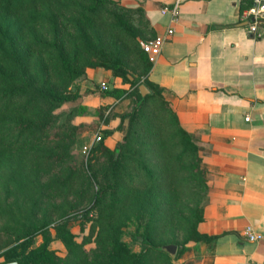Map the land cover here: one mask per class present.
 I'll return each instance as SVG.
<instances>
[{
  "label": "trees",
  "instance_id": "16d2710c",
  "mask_svg": "<svg viewBox=\"0 0 264 264\" xmlns=\"http://www.w3.org/2000/svg\"><path fill=\"white\" fill-rule=\"evenodd\" d=\"M117 5L0 0V264H176L182 254L164 246L208 239L196 231L208 178L202 148L147 79L139 32ZM87 68L110 70L130 89L95 110L100 123L118 125L76 158L80 131L96 125L73 123L86 112L79 99L100 95L80 86ZM114 130L122 138L110 149L103 141ZM89 215L78 242L69 224ZM53 238L64 256L50 249Z\"/></svg>",
  "mask_w": 264,
  "mask_h": 264
},
{
  "label": "crops",
  "instance_id": "0c3cea01",
  "mask_svg": "<svg viewBox=\"0 0 264 264\" xmlns=\"http://www.w3.org/2000/svg\"><path fill=\"white\" fill-rule=\"evenodd\" d=\"M121 3L140 10L147 29L139 38L146 39L165 34L171 15L161 10L178 5L180 20L171 24L174 32L150 63L147 79L161 88L181 126L206 150L208 178L196 231L208 239L186 242L182 263L264 264V32L259 38L248 33V21L240 16L244 0ZM101 84L107 91L83 95L79 102L86 112L73 118L74 124L96 123L80 131L84 143L98 127L116 128L117 119L100 123L95 110H109L130 89L110 70L87 68L81 88ZM121 138L114 130L103 143L114 149ZM246 225L263 239L248 241L242 235Z\"/></svg>",
  "mask_w": 264,
  "mask_h": 264
},
{
  "label": "built area",
  "instance_id": "2783aa9c",
  "mask_svg": "<svg viewBox=\"0 0 264 264\" xmlns=\"http://www.w3.org/2000/svg\"><path fill=\"white\" fill-rule=\"evenodd\" d=\"M245 7H243L240 16L242 19H246L248 21L247 31L254 37H262L264 29V0H244ZM162 13L169 12L171 15L170 25L167 27L164 35H156L152 38H147L141 40L139 42L140 48L143 52L146 53L148 61L153 63L160 52L161 46L165 39L170 37L174 30L171 24L177 23L180 20L178 5L172 6L170 8H163ZM101 90H106L107 86L105 84L100 85ZM249 117L246 116L245 120H248ZM102 139V128L98 127V129L94 132L93 135L90 136L89 140L82 145V153L87 157L90 153V150L93 145L100 142ZM242 235L250 242H257L263 239V235L254 230L251 225H246L242 229Z\"/></svg>",
  "mask_w": 264,
  "mask_h": 264
},
{
  "label": "rangeland",
  "instance_id": "374dc122",
  "mask_svg": "<svg viewBox=\"0 0 264 264\" xmlns=\"http://www.w3.org/2000/svg\"><path fill=\"white\" fill-rule=\"evenodd\" d=\"M118 5V7H121V12L124 14L125 18L129 21V23L132 25V27L139 32V34L141 33H145L146 32V29H147V26H146V23L143 19V16H142V13L138 12L135 8H132L130 11L128 6L127 5H124L121 3V0H114ZM123 8V9H122ZM124 10H128L127 11H124ZM146 38H139V42L141 40H144ZM83 81V80H82ZM82 81L80 82V84L82 83ZM73 103L72 102H69L67 104V106H71ZM156 107H158V103L156 102H153L151 104V108L155 109ZM120 109V107H119ZM121 112V111H119ZM118 125V124H117ZM94 134V131L91 135ZM194 138L196 139L195 140V143L197 145H199L202 150H200L199 152V155L202 157V164H203V155L205 154V148L200 144V142L198 141V139L194 136ZM88 139V137H87ZM86 139L80 141V143L73 149V153L75 155L76 158H79L80 155L82 154V145L84 144V141ZM89 140V139H88ZM86 206H89V204ZM89 220H85L84 218V221L82 222L81 221V217H79L78 219H75V220H72L70 222V226H71V230L72 232L76 235V240L78 242L82 241V237L83 235H87L89 233V231L91 230V223H92V219H91V216L89 215ZM84 224V227L83 229L81 230V225ZM50 232H51V235L52 237L54 236V230L52 227H50ZM93 239H94V236H92V241L88 244L85 245V247L87 249H91L95 246L94 242H93ZM125 240L128 241V242H131V239L128 237V236H125ZM42 241V237L40 235H37L34 237L33 239V244L32 246L35 247L36 245H38L40 242ZM181 238L179 240V246L176 248V250H179L180 253L183 255V257H181L179 260L176 261V264H182V262L184 261L182 258H185V251H186V248H185V243H182L181 242ZM49 247L50 249L54 250L55 253L58 255V256H64L66 254V249L64 247V245L62 244V242L58 239H55L53 238L51 241H50V244H49ZM134 249L137 248V245L134 243ZM186 264V263H185Z\"/></svg>",
  "mask_w": 264,
  "mask_h": 264
},
{
  "label": "water",
  "instance_id": "95a60500",
  "mask_svg": "<svg viewBox=\"0 0 264 264\" xmlns=\"http://www.w3.org/2000/svg\"><path fill=\"white\" fill-rule=\"evenodd\" d=\"M128 77L130 79H132L131 75H128ZM139 91H140L141 95H143V96L149 92L144 84L139 85ZM164 247L170 254H174L176 252V245H174V244H168ZM3 264H17V262H10V263H3Z\"/></svg>",
  "mask_w": 264,
  "mask_h": 264
}]
</instances>
